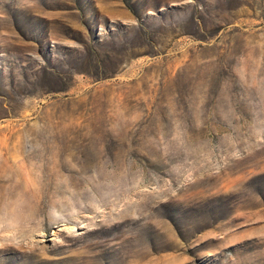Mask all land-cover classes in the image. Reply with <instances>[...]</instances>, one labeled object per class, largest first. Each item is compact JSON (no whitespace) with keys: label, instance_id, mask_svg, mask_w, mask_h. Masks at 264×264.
Listing matches in <instances>:
<instances>
[{"label":"rangeland","instance_id":"374dc122","mask_svg":"<svg viewBox=\"0 0 264 264\" xmlns=\"http://www.w3.org/2000/svg\"><path fill=\"white\" fill-rule=\"evenodd\" d=\"M0 264H264V0H0Z\"/></svg>","mask_w":264,"mask_h":264},{"label":"water","instance_id":"95a60500","mask_svg":"<svg viewBox=\"0 0 264 264\" xmlns=\"http://www.w3.org/2000/svg\"><path fill=\"white\" fill-rule=\"evenodd\" d=\"M56 228H58V227H56Z\"/></svg>","mask_w":264,"mask_h":264}]
</instances>
